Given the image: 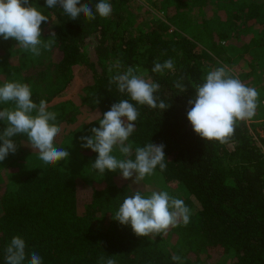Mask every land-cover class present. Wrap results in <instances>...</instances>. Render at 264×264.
I'll list each match as a JSON object with an SVG mask.
<instances>
[{
    "label": "trees",
    "instance_id": "trees-1",
    "mask_svg": "<svg viewBox=\"0 0 264 264\" xmlns=\"http://www.w3.org/2000/svg\"><path fill=\"white\" fill-rule=\"evenodd\" d=\"M32 2L49 19L41 25V39L54 43L33 56L14 39L9 42L11 53L3 51L9 39L0 37V84L27 83L33 101H47V110L56 112L59 123H75L83 107L98 111L89 129L99 127L96 122L113 104L130 100L109 85L110 76L130 66L144 68L160 85L155 95L168 109L130 101L139 112L129 138L134 145L131 158L136 146L163 144L167 167L161 172L157 166L139 188L132 186L135 177L125 180L118 170L101 175L91 167L98 154L81 147L80 137L90 136L91 130L64 139L60 148L70 153L66 161L46 165L34 155L19 173L11 174L9 184L1 171L6 165L14 167L16 160L0 162V187H5L0 197V264H5L4 249L15 236L26 243L24 264L32 252L43 264H101L102 256L117 264H176L173 255L182 258L181 264H216L226 257L231 264H264V77L253 61H244L238 70L229 54L243 26L248 32L252 20L264 25V0H148L149 7L139 0H108L109 17L96 14L88 20L81 15L75 21L60 7L46 8L45 0ZM98 2L81 0L93 10ZM169 59L175 71H152L154 62ZM117 61L119 69L112 67ZM220 66L229 67L232 76L259 93L252 127L237 121L224 143L203 140L187 119L194 85ZM177 82L185 91L175 87ZM74 94L75 100L70 97ZM65 97L70 98L57 102ZM12 106L0 104V110ZM6 127L0 121V133ZM113 154L124 158L118 150ZM77 179L91 183L89 200L81 201ZM148 184L151 190H146ZM137 190L145 196L168 191L184 200L190 222H181L166 235L136 236L130 225L113 216Z\"/></svg>",
    "mask_w": 264,
    "mask_h": 264
},
{
    "label": "clouds",
    "instance_id": "clouds-1",
    "mask_svg": "<svg viewBox=\"0 0 264 264\" xmlns=\"http://www.w3.org/2000/svg\"><path fill=\"white\" fill-rule=\"evenodd\" d=\"M46 8L60 7L73 21L83 15L88 20H95L96 14L101 18L111 15L112 6L108 0H99L95 10L81 0H45ZM48 17L42 14L40 7L32 0H0V37L4 40L14 39L18 46L33 56L41 55V47L51 49L54 40L41 39L44 22ZM55 33L51 34L54 37ZM115 67L119 69L120 62ZM112 67L109 72H112ZM166 70L175 71L171 59L163 64L154 62L155 73ZM139 73V74H138ZM109 85H115L118 92L127 94L129 99H121L103 114L99 127L91 128L90 136L80 137L81 147L91 149L98 156L91 167L104 175L106 171L121 173L122 178L138 184L146 176L154 174L157 166L160 171L166 170L165 146L147 143L135 147L129 138L136 130L135 122L139 112L134 101L139 105H147L152 109H168L163 100L155 93L160 85L145 78L139 69L128 67L126 71H117L110 76ZM175 87L181 91L185 88L180 83ZM195 97L188 101L187 119L194 132L205 141L224 143L234 133L237 121L251 119L257 108L259 93L238 78L232 76L227 66H220L207 72L203 83L195 84ZM111 88H109V91ZM159 101V102H158ZM99 103V100H95ZM11 104L0 110V121L7 127L0 133V162L17 151L13 137L23 134L33 151L38 152L39 159L46 165H55L66 161L70 153L55 146L61 129L55 123L57 114L47 110V101L41 99L39 104L32 99V89L27 83L16 80L0 84V104ZM118 150L124 157L118 159L114 151ZM191 212L184 200L175 198L168 191H152L142 195L135 191L126 196L113 216L121 225H130L138 237H155L166 235L167 231L181 222L186 226L190 222ZM5 264H24L26 260V243L20 236L12 238L4 249ZM172 260L181 264L182 258L173 255ZM28 264H43L41 256L32 252ZM101 264H117L112 257H101Z\"/></svg>",
    "mask_w": 264,
    "mask_h": 264
},
{
    "label": "rangeland",
    "instance_id": "rangeland-1",
    "mask_svg": "<svg viewBox=\"0 0 264 264\" xmlns=\"http://www.w3.org/2000/svg\"><path fill=\"white\" fill-rule=\"evenodd\" d=\"M142 3H145V5H147L148 7L150 6L148 4V0H139ZM149 9V13L147 14H152V11L150 8ZM157 16H162L161 13L156 12ZM236 39H233L231 41V46H230V51L229 54L231 55V58L233 59L235 64H238V70L241 68L243 69V64L245 62H251L253 61L254 63H258V65H256V71L257 74L263 78L264 77V25L261 26V24L257 25L253 20L249 22V27H248V32H245V27H242V33L236 36ZM254 39V42H251L250 39ZM9 41H6L4 43V49L3 51H8L9 53H11V49H13L14 47L10 48L9 47ZM15 50V49H14ZM12 53H14V55L17 54V50L13 51ZM17 57V56H16ZM241 60H243L242 64H241ZM245 61V62H244ZM259 61V62H258ZM20 61H16V64H19ZM240 63V64H239ZM229 68V67H228ZM140 70V72L145 74V78H150L148 76L147 70L144 68H138ZM230 69V68H229ZM232 71H235L234 69H232ZM81 86H79L77 92H75V94L77 95V93L80 91ZM72 95L70 96L71 99H73L76 95ZM70 97H65L62 98L60 100H56L57 102H66ZM70 99V100H71ZM75 100V98H74ZM77 103H79L77 101ZM66 105H68V103H66ZM70 107V105H68ZM72 108V107H71ZM53 112V111H50ZM79 115L77 117V121L73 124H67L65 122L59 123L57 120L55 121V123L60 127L61 131L59 133V135L56 138L55 141V146L57 148H60V146L62 145L63 141L65 138L67 137H71V136H75L77 133H79V135H84L87 131H90L91 127L88 129L87 125L91 122L94 121V119H97L100 115L98 114V111H94L91 112L90 109L83 107L79 110ZM56 113V112H55ZM262 118V117H261ZM256 120H251V119H246L244 120V123L247 127L251 128L253 123ZM99 124V121L96 122L95 126ZM14 142L17 144V151L12 154L10 153L6 159L4 160L5 163H10L14 160L15 161V165L14 167L10 168V166L8 167L7 165L2 169L1 173L3 175V178L6 181V184H9L11 182V174L13 172L15 173H19L20 170L22 169V165L25 163H29L30 161L34 160V155H38V152L33 151V149L31 148L29 142H28V138L26 135L23 134H19L15 137H13ZM0 144H2V141H0ZM78 181V186H79V197L81 199V201L84 202V200H89L91 198L92 195V187H91V183H84L81 179H77ZM135 188H139V187H143L142 184L138 183L132 185ZM5 187H0V197L2 196ZM146 190H151L149 184L146 187ZM230 258H225L221 261L216 262V264H231V262L229 263ZM206 264H210L209 262H207V260H205Z\"/></svg>",
    "mask_w": 264,
    "mask_h": 264
}]
</instances>
